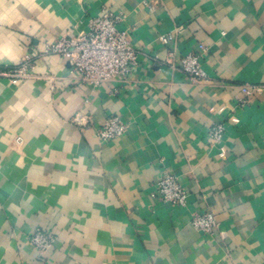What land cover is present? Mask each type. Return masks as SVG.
I'll use <instances>...</instances> for the list:
<instances>
[{
	"label": "crops",
	"instance_id": "crops-1",
	"mask_svg": "<svg viewBox=\"0 0 264 264\" xmlns=\"http://www.w3.org/2000/svg\"><path fill=\"white\" fill-rule=\"evenodd\" d=\"M105 9L140 58L125 81L92 86L43 50ZM201 44L195 82L180 60ZM27 55L30 76H0V264H264V0H0V70ZM113 115L127 131L102 140ZM164 171L185 207L160 198ZM210 210L219 229H194ZM38 228L56 237L45 253Z\"/></svg>",
	"mask_w": 264,
	"mask_h": 264
},
{
	"label": "built area",
	"instance_id": "built-area-1",
	"mask_svg": "<svg viewBox=\"0 0 264 264\" xmlns=\"http://www.w3.org/2000/svg\"><path fill=\"white\" fill-rule=\"evenodd\" d=\"M122 18L120 13L105 9L100 15L90 19L87 31L47 43L43 54H58L63 57L75 78L83 83L100 86L113 81L123 82L138 65L140 53L132 45L127 32L118 28ZM173 39V32L160 36V41L165 45L170 44ZM206 50V46L201 44L199 51H189L181 57V69L195 82L207 79L200 60ZM34 67L33 56L27 55L21 64L0 70V76L9 77L17 83L30 76V70ZM243 91L250 94L251 87L244 86ZM246 101L243 100L244 103ZM127 128L128 124L121 116L113 115L96 128V133L100 139L109 140L122 136ZM225 130L224 123H215L208 133L210 141L220 142ZM157 192L165 202L180 207L188 204L187 190L179 177L169 171H164L160 176ZM191 224L194 229L206 234H213L220 226L216 213L211 210L195 213ZM30 241L38 251L45 253L55 245L56 237L52 232L38 228L31 234Z\"/></svg>",
	"mask_w": 264,
	"mask_h": 264
}]
</instances>
